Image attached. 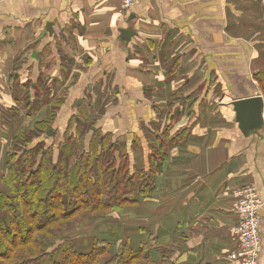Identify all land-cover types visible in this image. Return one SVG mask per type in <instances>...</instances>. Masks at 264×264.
<instances>
[{
    "label": "crops",
    "instance_id": "1",
    "mask_svg": "<svg viewBox=\"0 0 264 264\" xmlns=\"http://www.w3.org/2000/svg\"><path fill=\"white\" fill-rule=\"evenodd\" d=\"M263 72L264 0H0V175L21 129L53 114L61 139L76 108L98 100L85 129L93 118L127 146L137 139L138 167L171 142L152 197L112 235L152 234L156 264H234L233 193L251 184L264 264V136L244 135L229 105L264 95Z\"/></svg>",
    "mask_w": 264,
    "mask_h": 264
},
{
    "label": "trees",
    "instance_id": "2",
    "mask_svg": "<svg viewBox=\"0 0 264 264\" xmlns=\"http://www.w3.org/2000/svg\"><path fill=\"white\" fill-rule=\"evenodd\" d=\"M256 78L264 91V72ZM52 117L21 129L7 154L0 175V264H156L152 234L143 243L142 230L131 236L123 230L117 238L111 227L121 226L115 214L137 210L152 197L171 142L150 145V163L138 167L131 159L140 149L137 139L127 146L92 127V120L85 142L89 129L81 116L61 140H49ZM94 221L103 237L91 227Z\"/></svg>",
    "mask_w": 264,
    "mask_h": 264
},
{
    "label": "built area",
    "instance_id": "3",
    "mask_svg": "<svg viewBox=\"0 0 264 264\" xmlns=\"http://www.w3.org/2000/svg\"><path fill=\"white\" fill-rule=\"evenodd\" d=\"M119 1L121 8L128 10L139 0ZM261 97L264 99V95ZM261 119L264 126V107ZM233 196L234 208L238 214V223L233 229L235 249L228 258L234 264H257L261 248L259 211L263 206V201L259 197L256 187L251 184L239 187L234 191Z\"/></svg>",
    "mask_w": 264,
    "mask_h": 264
},
{
    "label": "water",
    "instance_id": "4",
    "mask_svg": "<svg viewBox=\"0 0 264 264\" xmlns=\"http://www.w3.org/2000/svg\"><path fill=\"white\" fill-rule=\"evenodd\" d=\"M46 32L51 35V24L47 25ZM134 33L132 31H122L121 37L129 41ZM235 114V122L244 135L250 132H261L264 136V126L261 113L264 107V100L260 95L233 100L229 103ZM47 135H54L53 130H48Z\"/></svg>",
    "mask_w": 264,
    "mask_h": 264
},
{
    "label": "rangeland",
    "instance_id": "5",
    "mask_svg": "<svg viewBox=\"0 0 264 264\" xmlns=\"http://www.w3.org/2000/svg\"><path fill=\"white\" fill-rule=\"evenodd\" d=\"M260 86V85H259ZM260 90H261V92L262 93H264V91H263V88L262 87H260ZM40 90H38L37 89V91H36V95L38 96V95H40ZM77 102H81V100H78ZM40 107V102L38 101V100H36L35 102H34V104H33V107H32V109H33V113H36V111H37V109ZM81 107V106H80ZM100 108V106H97V108ZM96 108V107H95ZM97 108L95 109V113H94V116H96L97 115ZM82 110V107L80 108V110H79V112ZM73 126V125H72ZM28 128H26V129H28V130H30V128H32L33 127V124L31 125V127H30V125L29 126H27ZM50 130V129H49ZM52 130V129H51ZM54 131V130H53ZM30 132H32L33 133V130L32 131H30ZM35 132H37V131H34V133ZM47 132H48V130L45 132V135H47ZM55 134V133H54ZM51 137L53 136V135H50ZM47 137V136H46ZM146 204H148V203H146ZM144 205V204H143ZM141 207H143V206H141ZM140 207V208H141ZM139 208V209H140ZM139 209H137V210H139ZM127 214V213H126ZM115 218H119L120 219V221H122V218H123V213L121 214V215H119V214H115V216H114ZM99 224L100 223H98L97 221H94L93 223H90V225H91V227L95 230V234L96 235H98L99 237H103L102 236V230H101V227L99 226ZM105 226H107V225H105ZM123 232H119V233H115L114 234V237H117V238H121L122 236H123ZM125 235H127L126 233H125ZM123 238V237H122Z\"/></svg>",
    "mask_w": 264,
    "mask_h": 264
},
{
    "label": "flooded vegetation",
    "instance_id": "6",
    "mask_svg": "<svg viewBox=\"0 0 264 264\" xmlns=\"http://www.w3.org/2000/svg\"><path fill=\"white\" fill-rule=\"evenodd\" d=\"M92 101H93V100H90V102H88V104H87L86 106H84V108L82 107V110L80 111L81 113H79V110H80L81 107H77V108H76V112H75V114H74V118H76V123H78L77 120H79V119L81 118V116L84 117L83 120H85V121H87V119H89L88 116H89V117L92 116V113H91V112H88V111H89L90 109H93L94 107H96L98 100H94L93 102H92ZM85 108H87V109L85 110ZM77 113H78V114H77ZM89 114H90V115H89ZM92 120H93V118L91 119V121H92ZM74 121H75V120H74ZM92 123H93L92 127L96 128V126L94 125V121H92ZM74 124H75V123H74ZM82 124H83V122H82ZM95 124H96V122H95ZM76 125H78V124H76ZM88 132L90 133V138H91L92 131H90V129H89ZM102 134H108V133H102ZM46 136L48 137L49 140H51V139H53V137H55V134H54L52 137H51V136H48V135H46ZM58 139H59V138H58ZM59 140H61V139H59ZM84 141H85V139H84Z\"/></svg>",
    "mask_w": 264,
    "mask_h": 264
},
{
    "label": "bare ground",
    "instance_id": "7",
    "mask_svg": "<svg viewBox=\"0 0 264 264\" xmlns=\"http://www.w3.org/2000/svg\"><path fill=\"white\" fill-rule=\"evenodd\" d=\"M264 100V99H263Z\"/></svg>",
    "mask_w": 264,
    "mask_h": 264
}]
</instances>
